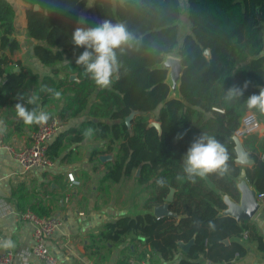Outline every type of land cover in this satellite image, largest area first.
<instances>
[{
    "label": "trees",
    "instance_id": "trees-1",
    "mask_svg": "<svg viewBox=\"0 0 264 264\" xmlns=\"http://www.w3.org/2000/svg\"><path fill=\"white\" fill-rule=\"evenodd\" d=\"M24 1L28 4V33L39 41L34 54L52 69L40 77L25 65H18L19 70L9 67L8 56H0V108L6 105V112L16 115L17 93L38 92L41 85L61 90V120L86 110L89 117L60 133L50 144V155H59L64 140L82 141L85 130L91 128L98 138L108 140L105 152L117 144L106 178L119 182L139 170L135 178L149 190L145 211L105 222L98 235L114 243L131 236L148 247L136 251L137 258L148 262L154 261L153 252L163 259L173 258L179 242L192 238V245L178 264H202L200 257L218 264L244 256L245 244L240 239L227 243L228 237H248L264 250L262 237L248 221L223 213L227 207L225 195L239 200L237 184L243 169L250 184L264 192V135L255 132L243 139L254 159L249 166L236 161L234 141L235 130L248 111L247 98L264 87V0H186L189 31L183 35L179 27L181 0H93L92 6L90 0ZM80 15H84L82 22ZM14 18L13 5L0 0V49L18 46L12 38ZM104 20L123 24L134 37L129 46L117 51L118 71L114 75L118 78L112 77L109 89L98 88L76 65L84 48L76 47L71 39L77 27H95ZM169 54L181 58L183 65L177 95L171 92L169 70L163 65ZM58 62H65L66 75L55 80L51 73H56L54 65ZM71 74L77 78L70 79ZM245 81L250 84L244 95L226 100L227 90ZM39 94L41 105H47L49 95ZM133 111L137 113L129 126L126 117ZM253 111L264 122V115ZM152 118L161 122V134L149 126ZM24 126L18 119L16 129ZM202 133L225 144L230 172L223 177L212 174L197 178L195 183L177 181L184 154ZM161 179L166 181L163 185L158 183ZM172 188L174 197L168 202L166 197ZM166 202L176 215L157 217L154 207ZM31 208L40 215H50L35 204Z\"/></svg>",
    "mask_w": 264,
    "mask_h": 264
},
{
    "label": "crops",
    "instance_id": "crops-1",
    "mask_svg": "<svg viewBox=\"0 0 264 264\" xmlns=\"http://www.w3.org/2000/svg\"><path fill=\"white\" fill-rule=\"evenodd\" d=\"M8 1L15 10V29L12 38L18 42V46L12 50L9 46L1 48L0 56H8L9 67L16 68L19 67L18 65H25L33 72L38 73L40 77L50 74V67L41 63L33 51L35 44L39 41L30 37L27 30L26 10L28 4L24 0ZM92 2L93 0H90V6H92ZM2 33L3 30L0 28V35ZM42 107L46 111L51 108L48 104L42 105ZM6 110V105L0 108V122L5 127V131L0 134V231L4 239H11L15 243V247L12 248L16 253L14 264H43L32 253L33 224L20 217L21 211L31 208L34 204L40 210L50 212V215H57L63 220L62 227L50 239L52 250L59 256L62 264H109L111 262L116 264L117 261L118 264H121L120 259L124 256L122 243L126 240L122 243H114L102 239L98 233L107 221L123 215H134L145 210L119 212V209L114 210L113 205L101 202L97 193L92 196L93 188H90L88 184H82L83 172L79 171L77 164L70 163L67 159L63 160L59 155V157H54L55 165L49 169H25L4 144L13 143L19 147L28 145L34 127L24 126L21 130H17V116L12 112L7 113ZM56 116L60 117V114ZM78 118L80 117L76 116L63 120V127L51 140V143L67 128L78 126L75 123ZM263 135L264 132L259 134V136ZM84 140L85 138L80 142L68 143L74 150V155L77 152L75 146L81 147ZM100 155L102 153L98 154L99 159ZM87 156L90 159V154ZM67 172H73L78 183H71ZM247 182L250 187L254 188L248 179ZM260 203L258 211L246 221L254 227L256 233L264 241V198L260 200ZM226 239L227 243L232 239H240L247 248V253L230 260L231 264H264V250L258 247L256 240H250L243 236ZM190 241L193 242L194 239L192 238ZM181 242L184 241L179 243ZM116 244H121V249L116 248ZM125 246L132 254H138L142 249L148 248L137 240H134V243L129 242ZM187 252L179 244V249L173 258L163 259L160 253L153 252L154 261L147 262V264H178L180 258L185 257ZM177 258L179 259L177 260ZM200 262L215 264L203 257H200ZM225 262L228 261L224 260L218 264Z\"/></svg>",
    "mask_w": 264,
    "mask_h": 264
},
{
    "label": "clouds",
    "instance_id": "clouds-1",
    "mask_svg": "<svg viewBox=\"0 0 264 264\" xmlns=\"http://www.w3.org/2000/svg\"><path fill=\"white\" fill-rule=\"evenodd\" d=\"M72 43L76 47L84 48V51L76 58V65L83 69L100 89H109L113 84V75L118 71L117 51H122L129 46L134 37L127 31L123 24H113L108 20L90 28L77 27L72 34ZM250 81L243 85H233L227 90L226 100H232L244 95ZM39 93L48 94L53 100H61L62 92L47 85H41L38 92L31 94L17 93L15 113L25 126L45 125L52 114L41 105ZM27 97V98H26ZM26 105H31L29 108ZM249 111L256 110L264 115V87H260L258 94L250 95L246 100ZM5 131L3 123L0 122V134ZM94 130L89 128L84 132L85 137H90ZM230 155L225 144L221 143L215 136L202 133L195 137L182 158V174H177L176 180L185 179L195 183L197 178L204 179L209 175L216 174L220 177L230 172ZM166 181L159 180L163 185ZM15 243L11 239H0V249H11ZM179 258H177L178 260Z\"/></svg>",
    "mask_w": 264,
    "mask_h": 264
},
{
    "label": "rangeland",
    "instance_id": "rangeland-1",
    "mask_svg": "<svg viewBox=\"0 0 264 264\" xmlns=\"http://www.w3.org/2000/svg\"><path fill=\"white\" fill-rule=\"evenodd\" d=\"M182 3V9L183 13L179 20V27H180V33L183 35V33L189 31V22L187 17V11H186V0H181ZM168 57H178L175 54H169L165 57L163 64L166 65V59ZM65 63V62H64ZM62 62H58L56 65H54L57 68L56 73H51L53 78L55 80H59L60 77L64 78L66 73L63 69ZM53 66V67H54ZM167 66V65H166ZM169 70L168 75V82L171 85V92L173 95H177V87L178 82L177 80H174L173 77L170 74L171 68L167 66ZM52 67H50L51 71ZM61 91V90H60ZM94 100V96L91 97V102ZM64 103V95H62V99L57 101L51 99V97H48V105L51 107L49 108L50 113L52 115H59V109ZM156 113L153 112V117H155ZM77 120H75L76 125H79L80 122L83 119L88 118L87 110L83 111L78 115ZM152 120H155L152 118ZM63 121V120H62ZM261 121V120H260ZM262 127L257 133L264 132V122H262ZM108 140H102L98 138L94 133L90 137H85V140L83 142V145L81 147L75 146L77 148V152H75V155L73 153V149H71V146L66 142V140L63 141V147L61 151L59 152V156L64 160L67 159L70 163L77 164L76 166L79 168L80 172H83V178L82 184H88L90 188H93L94 196L97 193V196H99V200L101 202L103 201L105 204L113 205L114 210H120L119 212L126 211V212H135V211H143L144 210V201L147 198L149 194V190L145 187V185L139 184L135 178L136 173L130 175V176H124L121 178L119 182H114L109 178H106V172H107V166H109V162H112L115 158V148H117V144L113 145V149L109 152H105L108 149ZM53 154V152L51 151ZM84 153V154H83ZM106 154L109 155V159L106 161H103L99 159L98 154ZM88 154H90V159H88ZM58 156V157H59ZM53 157V156H52ZM54 158V157H53ZM55 160V159H54ZM82 177V175H81ZM125 212V213H126ZM129 242L134 243V239L131 238V236L126 239L122 245H124L123 248V258H121V264H124L129 257H138V254H132L129 249H127V246L125 244H128ZM116 248L121 249L120 245H115ZM118 262V261H117ZM116 262V264H118ZM148 262V261H147ZM109 264H115V262H111Z\"/></svg>",
    "mask_w": 264,
    "mask_h": 264
},
{
    "label": "built area",
    "instance_id": "built-area-1",
    "mask_svg": "<svg viewBox=\"0 0 264 264\" xmlns=\"http://www.w3.org/2000/svg\"><path fill=\"white\" fill-rule=\"evenodd\" d=\"M63 127L59 116H52V119L45 125H36L30 134L28 145L19 147L13 143H6L4 146L11 155L25 168L49 169L55 165L54 158L49 153L51 140ZM262 123L258 115L252 111H246L241 118L234 135L244 139L252 133L258 132ZM264 158V154L262 155ZM71 183H78L73 172H67ZM258 200L264 198V192H257ZM20 217L33 224V255L42 261L43 264H62L59 256L52 250L50 239L62 227L63 220L57 215H40L31 208L21 211ZM248 230L244 231L246 236ZM0 239H4L0 231ZM16 253L14 249H0V264H14ZM126 264H147L145 259L129 257Z\"/></svg>",
    "mask_w": 264,
    "mask_h": 264
},
{
    "label": "water",
    "instance_id": "water-1",
    "mask_svg": "<svg viewBox=\"0 0 264 264\" xmlns=\"http://www.w3.org/2000/svg\"><path fill=\"white\" fill-rule=\"evenodd\" d=\"M80 21L81 22L84 21V15H80ZM206 54H209V50H206ZM166 65L171 68L170 74L174 80H177L178 86H179V80H180L182 70H183L181 58H179V57H168L166 59ZM166 65H164V66L167 67ZM15 70H19V67H16ZM76 78H77V76L75 74L70 75V79H76ZM113 78L117 79L118 75L115 74L113 76ZM177 91H178V87H177ZM136 113H137L136 111H133L126 117V123L129 126L131 125V120ZM149 126L156 127L159 134H161L163 131L162 124L158 120H152L149 123ZM234 141L236 143L235 147H236V152H237L236 161L242 165H245V166L252 165L254 163V159L250 157V152L245 147L243 140L240 139L238 136L234 135ZM109 158H110L109 155H106V154L100 155V159L103 161H106ZM139 172L140 171L138 170L136 174L138 175ZM237 186H238L239 191H240L239 200H235L232 197L225 195L224 200L227 204V207L223 210V213L235 217L238 221L249 220L258 211L261 203L257 197L258 191L255 188L250 187L249 183L247 182L245 169H243L241 172L240 180H239ZM173 197H174V189L172 188L170 193L166 197V200L168 202L172 201ZM154 214L157 217H160V216H163L166 214L174 215L175 213L173 211L169 210L168 203L166 202V203H163L160 205H156L154 207ZM225 242H227V239H225ZM191 243H192V241H189L186 243L181 242L179 244L183 250L188 251ZM222 264H231V262L228 261V262H225Z\"/></svg>",
    "mask_w": 264,
    "mask_h": 264
}]
</instances>
